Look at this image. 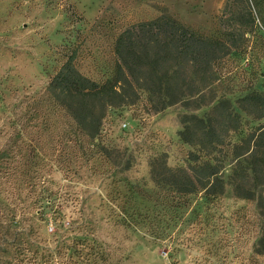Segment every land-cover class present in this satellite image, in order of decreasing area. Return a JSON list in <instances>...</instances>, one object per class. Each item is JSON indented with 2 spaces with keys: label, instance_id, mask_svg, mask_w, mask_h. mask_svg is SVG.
Instances as JSON below:
<instances>
[{
  "label": "rangeland",
  "instance_id": "1",
  "mask_svg": "<svg viewBox=\"0 0 264 264\" xmlns=\"http://www.w3.org/2000/svg\"><path fill=\"white\" fill-rule=\"evenodd\" d=\"M225 3L0 0V264H14L26 244L46 255L76 238L103 244L114 264H264V253L255 252L264 239V206L238 197L231 179L237 164L232 144L264 124L239 102L252 90L264 94L263 29L250 41L260 62L249 59L252 53L230 56L210 104L157 112L142 93L134 104L109 107L95 137L49 87L72 55L91 80L111 79L119 34L163 14L219 37L227 27L220 22ZM222 96L242 120L221 156L223 194L207 198L202 189L181 194L158 184L152 163L166 160L173 170H189L190 152L198 147L181 132L186 126L195 132L196 119L210 117ZM256 188L264 198V185Z\"/></svg>",
  "mask_w": 264,
  "mask_h": 264
},
{
  "label": "trees",
  "instance_id": "2",
  "mask_svg": "<svg viewBox=\"0 0 264 264\" xmlns=\"http://www.w3.org/2000/svg\"><path fill=\"white\" fill-rule=\"evenodd\" d=\"M220 22L227 27L219 37H209L167 14L131 25L115 41L116 65L111 79L103 83L91 80L78 71L72 55L52 78L51 95L89 137L100 133L109 107L134 104L142 93L147 95L149 108L157 112L177 104L186 108L210 104L218 97L215 84L230 56L252 53L249 59L260 62L250 41L260 39L258 30H264V0H226ZM239 102L255 119H264L263 93L252 90ZM230 103L222 96L210 117L196 119L199 125L195 132L189 126L181 132L184 141L198 147L190 152L189 170H173L166 160L152 163L158 184L164 182L181 194L200 189L207 198L223 194L221 156L228 145L226 137L231 131H240L242 125L241 116ZM263 144L264 124L232 144L237 160L231 178L234 191L238 197L257 200L258 206H264V198L256 190L264 185V155L259 154ZM158 165L165 176L160 177ZM255 252L264 253V239ZM110 256L97 240L76 238L70 243L63 241L46 255L26 244L18 249L14 264H114Z\"/></svg>",
  "mask_w": 264,
  "mask_h": 264
}]
</instances>
